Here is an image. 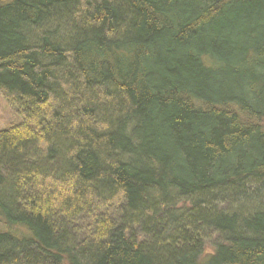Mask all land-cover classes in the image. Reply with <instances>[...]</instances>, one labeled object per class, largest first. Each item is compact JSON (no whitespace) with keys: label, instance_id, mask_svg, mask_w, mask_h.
<instances>
[{"label":"trees","instance_id":"1","mask_svg":"<svg viewBox=\"0 0 264 264\" xmlns=\"http://www.w3.org/2000/svg\"><path fill=\"white\" fill-rule=\"evenodd\" d=\"M0 95V264H264V0H0Z\"/></svg>","mask_w":264,"mask_h":264},{"label":"rangeland","instance_id":"2","mask_svg":"<svg viewBox=\"0 0 264 264\" xmlns=\"http://www.w3.org/2000/svg\"><path fill=\"white\" fill-rule=\"evenodd\" d=\"M17 117L6 99L0 95V132L7 129L9 125L14 124ZM226 207V206H225ZM215 242H208L206 244L204 254H214Z\"/></svg>","mask_w":264,"mask_h":264}]
</instances>
